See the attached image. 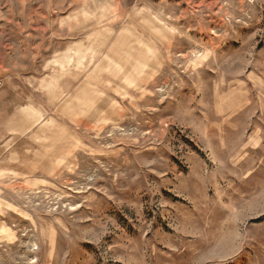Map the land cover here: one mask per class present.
<instances>
[{"label":"rangeland","instance_id":"obj_1","mask_svg":"<svg viewBox=\"0 0 264 264\" xmlns=\"http://www.w3.org/2000/svg\"><path fill=\"white\" fill-rule=\"evenodd\" d=\"M0 264H264V0H0Z\"/></svg>","mask_w":264,"mask_h":264},{"label":"built area","instance_id":"obj_2","mask_svg":"<svg viewBox=\"0 0 264 264\" xmlns=\"http://www.w3.org/2000/svg\"><path fill=\"white\" fill-rule=\"evenodd\" d=\"M0 84H1V81H0Z\"/></svg>","mask_w":264,"mask_h":264}]
</instances>
